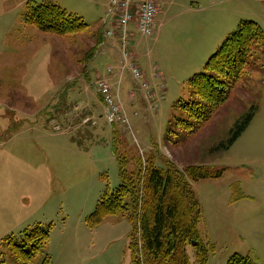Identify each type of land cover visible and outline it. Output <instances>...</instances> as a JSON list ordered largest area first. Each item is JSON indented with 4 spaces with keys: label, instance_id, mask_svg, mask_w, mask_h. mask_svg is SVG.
<instances>
[{
    "label": "rangeland",
    "instance_id": "374dc122",
    "mask_svg": "<svg viewBox=\"0 0 264 264\" xmlns=\"http://www.w3.org/2000/svg\"><path fill=\"white\" fill-rule=\"evenodd\" d=\"M27 1L0 0V176L7 172V199L37 204L35 189L47 196L68 185L77 202L91 201L94 209L102 193L122 182L117 153L126 157L128 173L151 155L161 168L169 161L180 169L207 164L225 170L220 178L191 182L202 209V239L216 248L207 264H228L235 254L264 264V49L255 52L229 101L200 132L176 147L165 139L169 122L186 117L176 104L190 99L189 79L203 72L239 23L254 21L264 31V0H165L151 37L131 25L127 49L146 76L148 96L129 72L119 84L122 48L112 47L120 34L111 14L113 0H33L57 4L83 18L88 29L76 35L44 33L26 24ZM194 3L202 10L192 11ZM202 22L209 23L208 34L200 32ZM111 30L118 37H107L96 48ZM101 78L108 79L128 123L111 126L106 119L96 89ZM253 105L259 109L242 139L226 152L208 154ZM63 172L73 174L65 177ZM236 183L244 198L232 202ZM111 218L100 232L102 240L71 254L72 264H132L133 225L123 217ZM33 223L0 222V263L20 264L4 240L12 235L19 239ZM47 246L30 264H41L49 254ZM188 256L194 264L191 247Z\"/></svg>",
    "mask_w": 264,
    "mask_h": 264
},
{
    "label": "trees",
    "instance_id": "16d2710c",
    "mask_svg": "<svg viewBox=\"0 0 264 264\" xmlns=\"http://www.w3.org/2000/svg\"><path fill=\"white\" fill-rule=\"evenodd\" d=\"M24 19L26 24L44 33L76 35L88 29L83 18L50 2L28 0ZM259 49H264L263 29L257 22L241 21L238 29L206 62L203 72L189 79L190 99L176 104V109L186 117H174L169 122L166 141L176 147L180 141L187 142L200 132L229 101L232 90ZM92 57L94 54L89 56ZM258 109L253 105L241 115L226 138L210 147L208 154L228 151L248 129ZM116 158L122 182L114 190L102 193L94 211L85 218V224L95 228L111 217L128 220L133 225L129 246L132 264H192L189 247L196 254L194 264H207L216 248L202 239L199 229L202 209L191 182L220 178L225 170L213 169L207 164L180 169L173 161L161 168L151 155L138 161L136 170L128 173L126 157L117 153ZM233 189L232 202L244 198L237 183ZM53 227L54 224H36L24 230L19 239L12 235L4 241L18 263L30 264L49 243ZM41 264H52L50 255L46 254ZM228 264L253 263L249 258L235 254Z\"/></svg>",
    "mask_w": 264,
    "mask_h": 264
},
{
    "label": "crops",
    "instance_id": "0c3cea01",
    "mask_svg": "<svg viewBox=\"0 0 264 264\" xmlns=\"http://www.w3.org/2000/svg\"><path fill=\"white\" fill-rule=\"evenodd\" d=\"M198 4L199 3H194L190 7L191 10H202L198 7ZM162 9L163 8L160 5L157 17L163 14ZM113 23L116 26V18H114ZM200 26V32L207 34L209 33V23L202 22ZM132 29H134V26H132ZM131 35H134L133 32H131ZM115 36L118 37V34H116ZM101 40H103V37L101 38ZM100 42L101 41L96 42L94 46ZM118 44H120L119 38H117V41L114 42L112 47H116ZM120 63L121 61L119 62V64ZM113 72L110 75H112ZM122 75L119 80V84L122 79ZM87 119H89L88 116L84 117L83 123L86 124L88 121L85 122V120ZM249 127H251V125ZM245 134H243L239 138V140H241ZM238 141L234 145H236ZM1 173L2 172H0V175ZM27 173L29 172H23L24 175H26ZM72 174V172H63V175L65 177L72 176ZM1 182L2 184H0V222H3L5 224L13 223L14 225L21 226L24 224L25 221L33 219V224H54V227L51 231V238L47 246V251L49 252L48 255H50L53 261L52 264H72L70 262L71 254L72 256L74 254L78 255L76 251H82L90 244L91 241H101L102 236L100 232L104 233L106 231L107 221H111L112 219L108 218L101 225L95 228H89L85 224V218L94 211L95 207L94 209H92V202L87 201L86 199L83 200V202H77L75 200V193L72 190V187H68V185L47 192V196L43 195L44 190H41V188H39L38 190L35 189L34 191L40 194V196L38 197V203L36 204V200L27 203L24 202L22 198H15L13 200L7 199V172H3V178H1L0 176V183ZM85 192L86 190L82 188L81 194L83 196L85 195ZM89 194H87L88 197H90ZM57 239H62L63 241L54 244ZM62 253L63 257L62 259H59V256ZM82 260L84 261V258H82Z\"/></svg>",
    "mask_w": 264,
    "mask_h": 264
},
{
    "label": "built area",
    "instance_id": "2783aa9c",
    "mask_svg": "<svg viewBox=\"0 0 264 264\" xmlns=\"http://www.w3.org/2000/svg\"><path fill=\"white\" fill-rule=\"evenodd\" d=\"M162 0H113L111 13L116 16V26L119 31V43L122 48V59L120 63L121 75L129 72L134 81L137 82L141 90L146 91L145 95H150L149 83L141 69L131 61V54L128 52V38L130 26L134 25L136 30L144 37H151L154 33L156 16L159 11V3ZM115 31H108L105 37H114ZM107 72H113V68L108 67ZM96 89L101 97L106 111V119L110 124L116 121L128 123V119L123 106L118 102L112 86L107 78H101ZM134 92L131 93V97Z\"/></svg>",
    "mask_w": 264,
    "mask_h": 264
},
{
    "label": "water",
    "instance_id": "95a60500",
    "mask_svg": "<svg viewBox=\"0 0 264 264\" xmlns=\"http://www.w3.org/2000/svg\"><path fill=\"white\" fill-rule=\"evenodd\" d=\"M193 245H194V246H196V245H197V243H196V242H194V243H193Z\"/></svg>",
    "mask_w": 264,
    "mask_h": 264
}]
</instances>
